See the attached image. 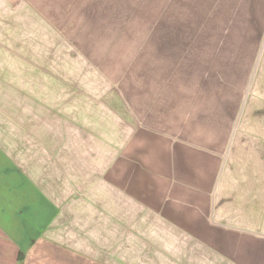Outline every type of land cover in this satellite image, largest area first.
<instances>
[{"label": "crops", "instance_id": "obj_1", "mask_svg": "<svg viewBox=\"0 0 264 264\" xmlns=\"http://www.w3.org/2000/svg\"><path fill=\"white\" fill-rule=\"evenodd\" d=\"M172 10L176 22L163 25ZM223 14L229 51H238L262 26L264 0H0V264H143V224L149 264H264V50L223 168L209 153L221 160L217 186L179 202L173 184L159 186L165 175L143 170L174 162L182 147L172 107L159 113L121 91L117 106L88 108L60 82L73 70L63 52L99 50L85 38L93 32L201 37L209 22L222 28ZM46 67L59 75L30 76ZM127 226L138 236L127 238ZM194 228L196 241L177 250Z\"/></svg>", "mask_w": 264, "mask_h": 264}, {"label": "rangeland", "instance_id": "obj_2", "mask_svg": "<svg viewBox=\"0 0 264 264\" xmlns=\"http://www.w3.org/2000/svg\"><path fill=\"white\" fill-rule=\"evenodd\" d=\"M164 7L165 5H162V12ZM168 11L169 9L166 12ZM175 12V10L169 12L163 19V25L176 22L179 15L175 16ZM224 16L226 15H222V28L219 26V29H214L211 22L206 25L205 29L210 33L206 36L135 34L109 37L106 32L104 35L93 32L85 38L92 41L93 45L96 43L95 49H99L98 51L83 49L82 46L74 53L63 52V65L70 63L73 70L63 73L61 67L59 68L63 77L67 79L60 80L61 87L63 91L78 93V98H84L85 100L78 101L80 106L81 103L88 108L101 103L117 106V95L124 91L127 93V101L142 105L151 102L159 113L166 107H172L173 128L179 130L178 138L184 141L182 147L174 149V162H171L170 158V163H153L149 169L144 167L143 170L146 174L150 171L155 173L157 178H161L162 175L167 177H163L159 186L165 190L173 184L176 195L174 202H179V198H185L187 195L194 199L198 191L205 186L207 188L215 186V170L225 154L264 35L263 21L258 33L240 37L238 51L231 52L228 29H225L229 21ZM64 19L68 18L63 17V31L66 32L70 28L68 24L70 20ZM79 21L82 23L84 19L79 18ZM71 37L75 38L71 44L78 47L77 37ZM195 39L202 45L199 50L194 48L189 51L180 50L184 42L192 43ZM73 55H76V60L67 58ZM138 64L145 66L144 69H147L153 78L146 74L140 75L141 66ZM57 71L56 68L48 67L32 68L30 76L46 74L57 77L59 75ZM63 71L67 69L64 67ZM15 74L20 75L21 70H15ZM79 77L83 78L81 82L75 81ZM123 79L125 86L122 84ZM87 93L89 95H86ZM71 101L73 100L68 102ZM63 103L62 107L69 106L64 100ZM176 132L174 130L175 135ZM202 145L204 147H200ZM209 153H216L214 155L220 157L217 163H213ZM170 174L173 175L172 180H169ZM143 216V219H148V213H144ZM191 216L196 217V213L192 212ZM132 228L127 226V238L132 234L138 236ZM148 231L149 228L143 224L140 234L143 264H149ZM195 231L196 229H191L186 232V237L176 244V249L180 251L186 246L185 239L189 237V241H196ZM190 248L195 249V246L190 245Z\"/></svg>", "mask_w": 264, "mask_h": 264}, {"label": "water", "instance_id": "obj_3", "mask_svg": "<svg viewBox=\"0 0 264 264\" xmlns=\"http://www.w3.org/2000/svg\"><path fill=\"white\" fill-rule=\"evenodd\" d=\"M263 50H264V35L262 37V40H261V43H260V47L258 49V53H257V56H256V59H255V62H254V65H253V69H252V72H251V75H250V78H249V81H248V84H247V87H246V91L244 93V97H243V100H242V103H241V106H240V109H239V112L237 114V118H236V121H235V124L233 126V129L231 131V134H230V138H229V141H228V145H227V148H226V151H225V154L223 156V160H222V167L224 166L225 164V161H226V158H227V155L229 153V148H230V145H231V142H232V139H233V135L235 133V130L237 128V125H238V122H239V119L242 115V112H243V108H244V105H245V102H246V99H247V96H248V93H249V90L251 88V85H252V82H253V79H254V76H255V73H256V70H257V67H258V64H259V61H260V58H261V55L263 53ZM221 170L220 169V172L218 173V177H217V180H216V185L215 187L217 186L218 184V180H219V177H220V174H221Z\"/></svg>", "mask_w": 264, "mask_h": 264}, {"label": "trees", "instance_id": "obj_4", "mask_svg": "<svg viewBox=\"0 0 264 264\" xmlns=\"http://www.w3.org/2000/svg\"><path fill=\"white\" fill-rule=\"evenodd\" d=\"M22 260H23V255L22 254H19L18 261L19 262H22Z\"/></svg>", "mask_w": 264, "mask_h": 264}]
</instances>
